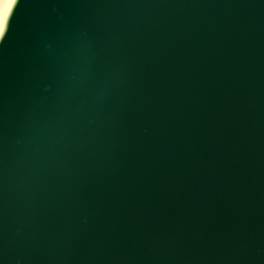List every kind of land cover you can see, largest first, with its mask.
Segmentation results:
<instances>
[{
    "label": "water",
    "instance_id": "obj_1",
    "mask_svg": "<svg viewBox=\"0 0 264 264\" xmlns=\"http://www.w3.org/2000/svg\"><path fill=\"white\" fill-rule=\"evenodd\" d=\"M0 264H264V0H18Z\"/></svg>",
    "mask_w": 264,
    "mask_h": 264
},
{
    "label": "bare ground",
    "instance_id": "obj_2",
    "mask_svg": "<svg viewBox=\"0 0 264 264\" xmlns=\"http://www.w3.org/2000/svg\"><path fill=\"white\" fill-rule=\"evenodd\" d=\"M11 3V0H0V27L5 28L6 20L4 19L5 11L7 10L8 4ZM4 32V31H3Z\"/></svg>",
    "mask_w": 264,
    "mask_h": 264
},
{
    "label": "snow or ice",
    "instance_id": "obj_3",
    "mask_svg": "<svg viewBox=\"0 0 264 264\" xmlns=\"http://www.w3.org/2000/svg\"><path fill=\"white\" fill-rule=\"evenodd\" d=\"M18 2V0H11V3L8 4L7 6V10L5 11L4 14V19L7 20L9 17V13L12 11L13 6ZM3 31L4 29L2 27H0V37L3 36Z\"/></svg>",
    "mask_w": 264,
    "mask_h": 264
}]
</instances>
